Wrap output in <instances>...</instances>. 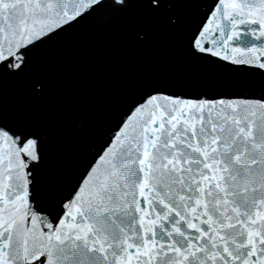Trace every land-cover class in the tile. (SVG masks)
<instances>
[{
    "label": "snow or ice",
    "instance_id": "6c2138e0",
    "mask_svg": "<svg viewBox=\"0 0 264 264\" xmlns=\"http://www.w3.org/2000/svg\"><path fill=\"white\" fill-rule=\"evenodd\" d=\"M176 2L0 0V264H264V0H179L200 14L189 60L248 66L262 77L252 91L209 99L152 87L70 190L53 186L47 209L30 191L61 112L13 102L4 82L41 46Z\"/></svg>",
    "mask_w": 264,
    "mask_h": 264
}]
</instances>
